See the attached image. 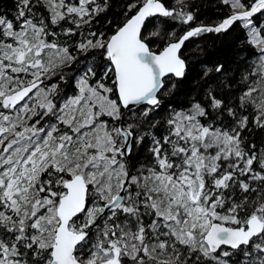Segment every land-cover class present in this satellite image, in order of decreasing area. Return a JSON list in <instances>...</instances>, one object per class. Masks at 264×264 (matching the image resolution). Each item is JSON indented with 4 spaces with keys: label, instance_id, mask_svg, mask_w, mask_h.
Wrapping results in <instances>:
<instances>
[{
    "label": "snow or ice",
    "instance_id": "1",
    "mask_svg": "<svg viewBox=\"0 0 264 264\" xmlns=\"http://www.w3.org/2000/svg\"><path fill=\"white\" fill-rule=\"evenodd\" d=\"M176 2L131 0L110 36L82 32L108 0H16L0 14V264H264V147L249 139L264 132V0H221L226 18L153 52L150 18L194 20ZM237 22L256 60L235 102L210 88L161 123L185 42ZM94 51L103 71L86 65L62 97L77 54Z\"/></svg>",
    "mask_w": 264,
    "mask_h": 264
},
{
    "label": "trees",
    "instance_id": "2",
    "mask_svg": "<svg viewBox=\"0 0 264 264\" xmlns=\"http://www.w3.org/2000/svg\"><path fill=\"white\" fill-rule=\"evenodd\" d=\"M97 2L101 3L102 0H97ZM108 2V9L93 21L91 28L84 26L82 29L84 35H87L88 31L91 30L97 33L103 32L106 36H110L124 22L126 5L131 0H108ZM165 2L168 7H180L176 0H165ZM184 4V11L191 12L194 16V20L188 24L179 19L172 20L170 18H150L146 22V31L152 32L159 27L162 33L161 38L151 39V50L159 52L168 42L184 34L187 30L197 26H215L230 14V9L223 5L221 0H184ZM15 5L16 0H0V14L9 18L15 16ZM40 13L47 15L43 8L40 9ZM128 15L131 13L129 12ZM263 19L264 17H258V22L261 23ZM161 21L166 22L162 23ZM68 26L64 25V27ZM52 30L59 32L61 28L52 26ZM172 32H175V37L169 38L167 34ZM246 32L247 30L240 26V22H237L227 32L203 33L186 41L181 50L182 58L186 62L185 76L175 78L170 82L175 84V88L171 90V94L162 98V106L153 114L155 118L163 123L171 109L185 108L193 99L205 100L206 93L210 88L217 95L231 98L235 102V98L241 94L244 88L242 75L247 72L248 66L256 60V56L253 54L256 51L255 48L246 43ZM81 38V36H73L68 42L74 46ZM77 55L78 59L72 66V70L68 72L66 83L61 84L62 97L75 94L74 77L79 75L86 65H94L97 75L103 71L102 64L104 61L99 51ZM217 65H223L224 71L222 73L215 72ZM209 69L212 71L208 72ZM206 72L207 75H205ZM154 131L160 134L163 129L158 127ZM249 139L254 141L258 147H264V132L256 130L255 135ZM148 155L147 148L142 146L137 150L135 160L140 163H147Z\"/></svg>",
    "mask_w": 264,
    "mask_h": 264
},
{
    "label": "rangeland",
    "instance_id": "3",
    "mask_svg": "<svg viewBox=\"0 0 264 264\" xmlns=\"http://www.w3.org/2000/svg\"><path fill=\"white\" fill-rule=\"evenodd\" d=\"M260 24L264 25V19L261 21V23H260Z\"/></svg>",
    "mask_w": 264,
    "mask_h": 264
},
{
    "label": "water",
    "instance_id": "4",
    "mask_svg": "<svg viewBox=\"0 0 264 264\" xmlns=\"http://www.w3.org/2000/svg\"><path fill=\"white\" fill-rule=\"evenodd\" d=\"M183 48V47H182ZM182 50V49H181ZM153 51V50H152ZM153 52H155V51H153ZM160 52V51H159ZM159 52H156V53H159Z\"/></svg>",
    "mask_w": 264,
    "mask_h": 264
}]
</instances>
